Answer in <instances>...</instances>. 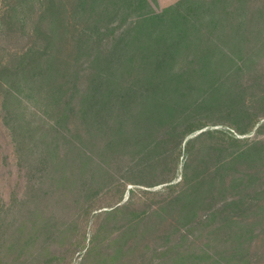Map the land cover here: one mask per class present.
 <instances>
[{
    "label": "trees",
    "instance_id": "obj_1",
    "mask_svg": "<svg viewBox=\"0 0 264 264\" xmlns=\"http://www.w3.org/2000/svg\"><path fill=\"white\" fill-rule=\"evenodd\" d=\"M19 1L23 9L31 0ZM145 4L38 0L40 14L29 28L35 41L11 67L2 65L0 76L10 77L11 90L24 84L46 90L52 121L33 162L46 172L49 188L4 206L0 233L13 226L14 241L41 242L40 250H48L50 240L71 239L81 259L119 264L129 234L146 215L128 210L133 193L128 186L142 185L133 178L178 162L182 149L204 132L207 125L191 111L197 97L189 99L206 92L220 64L186 49V16H177L174 8L147 15L141 10ZM14 19L17 30L26 29L27 16ZM114 20L123 28L100 47L113 34ZM22 147L18 141L16 153ZM163 182L174 187L171 179ZM182 197L179 191L169 203ZM38 201L52 204L51 210ZM11 213L23 217L16 226L6 220Z\"/></svg>",
    "mask_w": 264,
    "mask_h": 264
},
{
    "label": "rangeland",
    "instance_id": "obj_2",
    "mask_svg": "<svg viewBox=\"0 0 264 264\" xmlns=\"http://www.w3.org/2000/svg\"><path fill=\"white\" fill-rule=\"evenodd\" d=\"M19 2L0 0V67H11L35 41L29 28L40 14L38 0H31L25 13ZM167 8L190 21L186 49L220 66L210 75L213 83L204 85L206 92L189 99L197 97L191 111L207 125L202 135L182 149L178 162L137 175L133 179L142 185L128 186L133 190L128 210L146 215L130 231L119 264H264V0H146L141 10L151 15ZM17 14L27 16L26 29L17 30ZM119 26L114 20L113 34L100 47L119 34ZM9 83V76H0L2 211L28 192L41 196L49 188L46 172L33 162L52 121L46 90L31 84L11 90ZM18 141L23 147L16 153ZM168 179L174 187L163 182ZM179 191L184 197L169 203ZM38 203L46 208L48 202ZM22 218L11 213L6 220L16 226ZM13 229L0 233V264H98L73 252L71 239L50 240L49 249L40 250L41 242L14 241Z\"/></svg>",
    "mask_w": 264,
    "mask_h": 264
}]
</instances>
